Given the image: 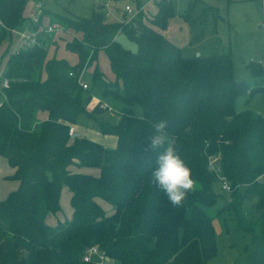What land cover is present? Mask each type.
Listing matches in <instances>:
<instances>
[{"label": "trees", "instance_id": "obj_1", "mask_svg": "<svg viewBox=\"0 0 264 264\" xmlns=\"http://www.w3.org/2000/svg\"><path fill=\"white\" fill-rule=\"evenodd\" d=\"M27 2L0 0V45L6 40L9 52L0 155L15 167L10 177L19 181L0 199V264H95L83 260L92 245L123 264H207L217 254L207 209L221 196L214 187L220 176L231 183L226 205L252 245L246 264H264V117L237 108L242 94L264 95L261 64L247 65L254 77L250 82L236 78L230 51L184 55L162 33L176 12L172 0H157L148 21L141 10L127 23L107 19L102 7L87 17L42 11L41 20L47 15L51 22L82 31V39L66 43L78 54L76 64L48 58L51 36L41 45L11 52L9 29L25 26ZM120 32L136 42V50L122 45ZM101 50L115 80L106 81L96 63L94 84L84 88L79 78ZM39 68L47 73L44 80L33 78ZM97 92L122 104L116 122L98 117L100 106L88 109ZM135 103L142 106V116L134 113ZM41 111L46 118L38 117ZM82 115L102 133L116 135V146L72 136L70 127ZM159 119L167 120V134L197 181L182 206H173L151 181L157 156L168 146L150 147ZM73 167L97 168L99 174L73 172ZM65 186L72 216L50 224L47 216L61 210ZM98 198L113 211L108 213ZM246 202L253 207L248 214Z\"/></svg>", "mask_w": 264, "mask_h": 264}, {"label": "rangeland", "instance_id": "obj_2", "mask_svg": "<svg viewBox=\"0 0 264 264\" xmlns=\"http://www.w3.org/2000/svg\"><path fill=\"white\" fill-rule=\"evenodd\" d=\"M100 1H111L108 8L104 9V13L107 19L113 20L118 17L122 20H119L122 23H127L128 16L123 10L125 9V5L130 2H132L134 8L144 6L141 17L146 21L149 19L147 17H151L157 11V0L153 3L149 2L150 0H139V3L131 0H28L25 7V14L28 16L26 15L27 18L24 25L29 23L30 18H32V15L39 8V2L41 9L46 10V12L52 11L70 17H87L92 15L93 10H99L100 7L104 8L102 4L100 5ZM172 3L176 12L169 20L166 33L173 41L180 45L184 55L194 56L199 53L200 55H210L215 52L230 51L236 78L246 79L250 82L254 81V77L247 65L254 59H258L259 61L264 60V33L255 22L251 24L248 21L250 18H247L246 14L255 13L259 9L257 4L249 2L244 5L245 7L241 8L239 5L228 0H172ZM113 21H116V19ZM117 39L124 47L131 50L137 49L136 42L124 32L118 33ZM54 43L56 47L52 56L58 57L65 50L66 41L57 40ZM6 44L7 42L4 40L0 45V74H3L8 60L9 52L7 50L8 44ZM48 45H50V40ZM98 63L100 69L109 78H112L110 63L104 51L100 52ZM95 66L86 67L82 74L83 79L91 84V88L94 84L93 73ZM46 77L47 73L44 68L37 69L33 75L35 80L36 78L44 80ZM1 80L2 75H0ZM100 97L113 110L105 109L101 106V111L96 112V115L106 119L110 123L116 122L121 115L122 104L111 96L101 95ZM2 98H4V94L0 89V102H2ZM92 100L88 104L90 111L94 110L96 106H100L99 104L102 102H99V99H93V97ZM237 101L238 110L251 109L264 117V95L262 92H255L252 97L247 92L240 95ZM132 109L136 115H143V108L139 103H135ZM79 118V123L92 125V128L96 131L99 130L94 125L95 122L86 115H82ZM85 169L89 173H94L90 172V170H96L97 168L85 167ZM214 187L221 196L217 205L209 207L207 212L212 216L216 229L217 254L215 257L209 259L207 264H246L252 245L250 244L249 237L245 236L242 230L237 229L234 211L229 205H226L232 199L230 191H226L221 187L220 180L219 182L217 180ZM64 188H67V191H69L68 187ZM62 196L64 199L62 198L63 200L61 201V210L58 213L51 214L58 218L56 223L70 218L73 213L70 200L68 201V205L65 193ZM98 201L103 204L107 209L106 211L109 210L110 213L113 211L111 204L102 198H98ZM244 206L247 210L246 214L250 213L253 209L251 202H246ZM48 219L50 221L51 217L48 216ZM105 264H123V262L116 258H108Z\"/></svg>", "mask_w": 264, "mask_h": 264}, {"label": "crops", "instance_id": "obj_3", "mask_svg": "<svg viewBox=\"0 0 264 264\" xmlns=\"http://www.w3.org/2000/svg\"><path fill=\"white\" fill-rule=\"evenodd\" d=\"M228 1H231L232 3L236 4V5H239V7L243 8L245 7L244 5H246V3H249V2H253L255 4L258 5L259 9L256 10L255 13L253 14H250V13H247L246 14V17L247 18H250L248 21L253 24V22H255V24L262 30V32L264 33V30H263V26H264V0H228ZM104 2L105 1H100V5H104ZM111 2V1H110ZM109 2V3H110ZM149 2L153 3L155 2V0H150ZM40 3V2H39ZM108 8V7H107ZM106 8V9H107ZM105 9V8H104ZM44 11V9H43ZM124 12V10H123ZM112 14V13H111ZM27 14H25L26 16ZM28 16V15H27ZM47 16V15H46ZM48 17V16H47ZM49 18V17H48ZM31 19V18H30ZM116 19V21H119L120 19L118 17L114 18ZM113 19V20H114ZM252 19H255V20H252ZM122 21V20H120ZM170 22V21H169ZM163 34L169 38L171 41H173V39H171L167 33H166V29L162 30ZM69 34L65 33V34H56L54 35L53 37H51L50 39V45L49 48H48V51L49 52V56L48 58H51L53 57L52 54H53V51L55 49V41H66L67 42H70L71 41V38L70 36H68ZM78 35L80 37H83V33L82 31H78ZM81 39V38H80ZM49 42V40H48ZM174 43H176L177 45H179L177 42L173 41ZM66 43H65V50L62 51V54L58 55V58H65L67 59L70 63L72 64H76L79 60L78 58V54L75 53V52H72L70 50H68L66 48ZM8 44V42H7ZM6 44V45H7ZM180 46V45H179ZM101 51H104V50H101ZM100 51V52H101ZM99 52V54H100ZM105 52V51H104ZM200 54V53H199ZM107 55V54H106ZM99 56V55H98ZM108 57V56H107ZM109 60V58H108ZM253 61H258L260 62L258 59H254L252 60L251 62ZM264 61V60H263ZM96 63H98V60L95 61L92 65L94 66ZM110 63V61H109ZM250 63V62H249ZM248 63V64H249ZM99 65V63H98ZM110 68H111V65H110ZM102 70V69H101ZM84 71V70H83ZM112 71V69H111ZM102 73H103V78L106 80V81H114L115 80V74L114 72L112 71V75L113 77L112 78H109L105 72L102 70ZM83 74V73H82ZM88 83V82H87ZM89 84V83H88ZM89 86L91 87V84H89ZM101 97L98 95V92L97 93H94L93 94V99H99L100 102L102 101L100 99ZM93 100L91 99V102ZM103 102V101H102ZM101 107V106H100ZM113 110V109H112ZM38 117L41 118V119H44L47 117V112H44V111H41L38 113ZM79 119L77 120L76 123L72 124V126L74 127V133H78V135L80 136H85V137H88L90 139H93L107 147H115L116 144H117V136L116 135H112V134H104L102 133L100 130L96 131L94 128H92V125H84V123H79ZM84 122V121H83ZM95 125V124H94ZM73 172H87L89 173V171H85V167H82V168H71ZM94 169V168H93ZM15 172V167L11 166L9 161L7 160L6 157L0 155V199L4 198L10 191L14 190L15 188L18 187L19 185V181L14 179V178H11L10 176L13 175V173ZM90 172H94L92 174H95V175H98L99 174V170L96 169V170H90ZM66 187V186H65ZM63 193H65L66 195V200H67V203L69 205V200L71 198V192L70 190L67 191V188H64L62 189L61 191V198H60V202L64 199L63 198ZM63 198V199H62ZM99 202V201H98ZM100 203V202H99ZM101 204V203H100ZM103 206V204H101ZM104 207V206H103ZM105 208V207H104ZM106 209V208H105ZM107 210V209H106ZM108 213H110V211L108 210L107 211ZM58 213V212H57ZM48 216L51 217L50 221L48 219ZM47 216V222L50 223V224H55L56 221H57V217L49 214Z\"/></svg>", "mask_w": 264, "mask_h": 264}, {"label": "built area", "instance_id": "obj_4", "mask_svg": "<svg viewBox=\"0 0 264 264\" xmlns=\"http://www.w3.org/2000/svg\"><path fill=\"white\" fill-rule=\"evenodd\" d=\"M39 8L37 11L32 15V18L29 20V23L25 25L24 27L18 28V27H12L9 29V36H11L14 44L12 46L11 52H18L22 48H28L32 47L34 45H41L43 42L41 39L45 38L46 36L53 37L56 34H69L71 41L75 38L82 39L83 37H80L78 35V31L74 30L70 27H64L59 22H51L50 19L45 15L43 19L41 20L40 16L42 13L41 5L38 3ZM109 6V1L104 2V8H107ZM144 8V6L140 8H134L132 2L125 5L124 12L128 16L127 22L134 21L138 13ZM47 17V18H45ZM31 21V22H30ZM264 30V26H263ZM262 66V69L264 71V61L259 62ZM72 74V72L70 73ZM2 75V80L0 81V89L3 90L4 88L9 87V79L8 77ZM79 83L84 88H88L89 84L83 79L82 74L79 78ZM100 102V101H99ZM1 104V102H0ZM105 109L112 110L113 108L105 103L101 102L99 104ZM74 133V127H70V134ZM262 180H264V175L261 176ZM220 182L221 187L226 191L233 190L231 183L224 177L220 176ZM107 259V256L103 250H101L97 245H92L86 249V252L84 253L83 260L87 262H93L95 264H105Z\"/></svg>", "mask_w": 264, "mask_h": 264}, {"label": "clouds", "instance_id": "obj_5", "mask_svg": "<svg viewBox=\"0 0 264 264\" xmlns=\"http://www.w3.org/2000/svg\"><path fill=\"white\" fill-rule=\"evenodd\" d=\"M153 128L151 149L157 150L166 143L168 146L157 156L151 181L173 206H182L188 193L196 189L197 181L191 167L176 150L175 140L167 134V120L159 119Z\"/></svg>", "mask_w": 264, "mask_h": 264}, {"label": "water", "instance_id": "obj_6", "mask_svg": "<svg viewBox=\"0 0 264 264\" xmlns=\"http://www.w3.org/2000/svg\"><path fill=\"white\" fill-rule=\"evenodd\" d=\"M197 55H199V54H197ZM75 135H78V133H73V134H72V136H75ZM107 259H108V257H107Z\"/></svg>", "mask_w": 264, "mask_h": 264}]
</instances>
